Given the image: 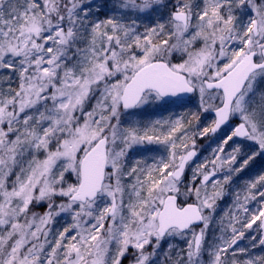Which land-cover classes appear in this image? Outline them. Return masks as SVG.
<instances>
[{
	"label": "snow or ice",
	"instance_id": "obj_1",
	"mask_svg": "<svg viewBox=\"0 0 264 264\" xmlns=\"http://www.w3.org/2000/svg\"><path fill=\"white\" fill-rule=\"evenodd\" d=\"M257 158L264 0H0V264H264Z\"/></svg>",
	"mask_w": 264,
	"mask_h": 264
},
{
	"label": "rangeland",
	"instance_id": "obj_2",
	"mask_svg": "<svg viewBox=\"0 0 264 264\" xmlns=\"http://www.w3.org/2000/svg\"><path fill=\"white\" fill-rule=\"evenodd\" d=\"M101 18H104L103 16L101 17ZM184 112H185V110L184 109H174L173 110V112L172 113H169V112H165V111H162V110H157V114L156 115H151V116H149V115H145V117L143 118V122L144 123H147L149 120H152V121H154V120H156V119H167V118H169V116L171 115L172 116V118L174 119L176 116H179V115H182V114H184ZM185 118V120H186V117H184ZM211 121V119L209 118V114H204L202 117H201V120L199 121V122H197V121H194L195 123L191 126V128H188V135H189V132L190 133H192L193 134V132L197 129V126H199L200 128H202L203 126H205L206 124H208L209 122ZM227 129V128H226ZM226 129H224V131L223 132H221L217 137H216V139H206V138H203V139H206V140H204V143H202V144H204V146H206V151H205V155H206V157H208L207 159H210L211 157H212V153H213V150L216 148V146L220 143V139H221V137H223V135L225 134V132H227V130ZM190 137V136H189ZM198 137V140L200 139V141L201 140H203V139H201L199 136H197ZM189 142V144H191V141L189 140L188 141ZM199 142V141H198ZM196 146H197V143H196ZM196 149H198V148H196ZM200 153H202L203 154V151H202V149L200 148ZM200 153H199V156H200ZM206 157H203V158H206ZM205 161V160H204ZM203 161V162H204ZM202 162V163H203ZM148 163L149 164H151L152 163V161L149 159L148 160ZM192 167V168H191ZM190 168L191 169H189V171H187V176H191V172H192V169L195 167V165H192ZM249 172H251L250 171V168H249ZM221 176H222V174H219L218 176H217V179H219V178H221ZM250 178V177H249ZM242 189L241 188H238L236 185H234L233 183L230 185V186H226V192L228 193V195H226V197L223 199V200H221L220 202H219V208L222 210V215H224V213L225 212H227V210H228V208L230 207V205H231V203H232V201H233V199H234V194H235V192H237V191H240L241 192V196H243L244 195V193L241 191ZM218 208V209H219ZM36 211H38V208L36 209ZM221 215V216H222ZM61 224H63L64 223V221H61L60 222ZM257 223H259V222H257ZM253 228H255V225H253ZM217 233V232H216ZM251 234H253V235H255V233L253 232V233H251ZM216 235H219V233H217ZM246 237L249 235V233L248 232H246ZM179 241V239H174L172 242H173V244H175V243H177ZM246 241L245 240H243V241H241V246H243L244 245V243H245ZM167 243H168V241L166 240V241H164V246L166 247L167 246ZM178 244H180V243H178ZM178 244H176V245H178ZM258 251H259V253L261 252V249L260 248H258ZM128 261V260H127Z\"/></svg>",
	"mask_w": 264,
	"mask_h": 264
},
{
	"label": "trees",
	"instance_id": "obj_3",
	"mask_svg": "<svg viewBox=\"0 0 264 264\" xmlns=\"http://www.w3.org/2000/svg\"><path fill=\"white\" fill-rule=\"evenodd\" d=\"M193 110H195V109H193ZM185 117H186V121H187L188 119H190V117L187 116V115H185ZM194 121H195V120H192V124H191V126L195 123ZM191 126H189L188 128H191ZM189 136L191 137V136H192V133L189 132ZM190 141H191V140H190ZM195 141H196L197 144H200V145H201L200 139L198 140V137H195ZM198 141H199V142H198ZM201 141H202V140H201ZM262 165L264 166V163H262ZM249 168H250V167H249ZM249 168L246 169L243 173H241L239 177H234L232 183H233L234 185H236L238 188H241V189H242L244 183H245L248 179H251V178L256 174V173H254V171L252 172V168H250V171H251V172H249ZM249 177H250V178H249ZM43 211H44L43 206L40 207V208H38V212H43ZM216 215H217V218H219V217L222 215V210H221L220 208L217 210ZM216 232L219 233V229H218V228L216 229L215 233H213L212 230L210 229V231H209V237L211 238V236H212L213 234L216 235V234H217ZM245 241H246V242L244 243V245L248 243L247 239H245ZM178 243H180V244H178ZM176 244H178L180 247H183V246H184V242L181 241V240H179L177 243H175V245H176ZM244 245H243V246H244ZM253 252H255V253H259L258 248H257V249H253ZM127 260H128V259H125L124 262H123V264H128V261H127Z\"/></svg>",
	"mask_w": 264,
	"mask_h": 264
},
{
	"label": "flooded vegetation",
	"instance_id": "obj_4",
	"mask_svg": "<svg viewBox=\"0 0 264 264\" xmlns=\"http://www.w3.org/2000/svg\"><path fill=\"white\" fill-rule=\"evenodd\" d=\"M211 137L213 138V136H211ZM207 138H210V137L208 136ZM212 138H211V139H212ZM205 140H206V139H205ZM202 142H203V141H202ZM200 147H201V146H200ZM199 150H200V149H198V151H199ZM205 151H206V150H205ZM197 153H198V155L194 158V160L189 162V165H188L189 167H191L193 164H196V165L198 164V161H199V160H198V159H199V152H197ZM257 160H258V158H257ZM261 167H262V165H260V166H255V168H254L253 170H259V171H260V170H261Z\"/></svg>",
	"mask_w": 264,
	"mask_h": 264
}]
</instances>
